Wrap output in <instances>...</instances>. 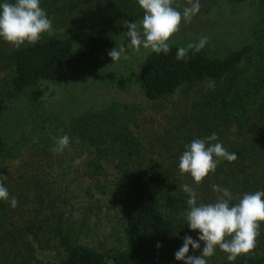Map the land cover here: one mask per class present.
I'll use <instances>...</instances> for the list:
<instances>
[{
    "label": "trees",
    "instance_id": "1",
    "mask_svg": "<svg viewBox=\"0 0 264 264\" xmlns=\"http://www.w3.org/2000/svg\"><path fill=\"white\" fill-rule=\"evenodd\" d=\"M91 5L94 14L104 19L108 35L87 24ZM40 6L52 22L69 31L44 33L36 44L26 42L18 49L0 38V72L8 74V87L0 88V158L7 150L1 122L9 100L40 82L71 77L94 53L107 47L112 37L127 29L125 21L135 23L144 15L138 0H40ZM67 10L77 12L74 16ZM257 44L255 50L244 46L223 57L211 56L204 49L195 55L190 51L186 60L176 59L183 45L170 44L167 54L150 51L141 63L139 84L151 102L169 98L182 87L193 89L210 82L213 88L194 103L193 127L180 140L173 137L166 149L171 155L167 160L144 162L136 149L128 147V152L135 151L133 156L119 157L114 163L117 174L111 195L122 218L124 250L99 251L76 243L69 225L50 221L52 208L45 213L41 208L32 210L24 217L19 200L15 208L0 200V264H183L175 259V252L186 235L180 222L174 227L163 213L164 209L169 216L183 218L188 197L182 185H193L198 204L216 201L213 185L230 189L236 198L264 191V26L258 31ZM213 133L218 136L216 142L234 152L237 159L221 160L215 172L197 186L190 174L181 175L179 159L192 140ZM237 202L234 198L230 205ZM47 247L59 252L55 262L38 258L37 251ZM199 254L189 247L188 255ZM211 259L214 261L207 264H264V225L260 224L252 252L228 261L227 254L219 250Z\"/></svg>",
    "mask_w": 264,
    "mask_h": 264
},
{
    "label": "rangeland",
    "instance_id": "2",
    "mask_svg": "<svg viewBox=\"0 0 264 264\" xmlns=\"http://www.w3.org/2000/svg\"><path fill=\"white\" fill-rule=\"evenodd\" d=\"M200 3V11L190 23L181 21L170 44L186 46L207 36L203 49L215 57L244 46L253 50L259 47L263 0ZM185 6L187 0H174L177 10L182 12ZM87 13V24L94 25L93 31L108 35L104 19L94 14V8L87 9ZM52 27L51 33L69 31L56 22ZM128 39L126 29L71 77L40 82L9 100L1 122L7 150L0 158V174L7 177L2 182L9 201L12 197L20 201L24 217L32 210L41 208L45 213L52 208L51 213L48 211L50 221L69 225L76 243L99 251L126 248L122 218L111 195L112 179L117 174L114 163L119 157L133 156L135 151L128 152V147L136 149L144 162L152 158L167 160L171 155L166 149L173 137L180 140L193 127L194 103L213 88L210 82L201 83L193 89L182 87L160 101L147 100L139 84V68L151 50L142 46L139 51L126 49L114 63L108 55L113 48L126 46ZM7 81V71H1L2 90L8 87ZM64 135L70 137V145L62 154H56L52 151L55 141ZM163 213L174 227L180 222L185 235L197 239L199 231L189 228L185 214L181 218L169 216L164 209ZM200 245L197 254L204 243ZM58 253L49 247L37 251L38 258L51 263L58 259ZM213 261L210 257L207 262Z\"/></svg>",
    "mask_w": 264,
    "mask_h": 264
},
{
    "label": "clouds",
    "instance_id": "3",
    "mask_svg": "<svg viewBox=\"0 0 264 264\" xmlns=\"http://www.w3.org/2000/svg\"><path fill=\"white\" fill-rule=\"evenodd\" d=\"M174 0H138L144 11L143 19L138 23L125 21L128 42L118 50L113 48L108 52L113 63L121 59L126 49L139 51L141 46L157 54H167L170 51V38L180 30L181 21L190 23L200 11V0H187L188 6L183 11L173 7ZM53 31L52 20L40 6V0H4L0 3V38L17 49L26 42L34 45L42 34ZM208 43V37L202 36L198 41L179 47L177 60H186L191 51L199 53ZM126 59L127 56L124 55ZM218 136L212 135L192 140L185 146V151L179 159L181 175L190 174L195 185H199L209 173L215 172L221 160L233 162L237 159L234 152L216 142ZM70 145L68 135L56 139L52 149L56 154H62ZM214 157L216 159H214ZM7 177L0 174V200L9 201L8 189L3 180ZM218 194L214 203H197V193L190 184L181 186L187 195L185 218L192 231H199L197 239L186 235L182 247L175 252V259L183 264H207V259L214 255L217 247L227 254L228 261H235L241 255H247L256 247L260 224L264 222V191L245 193L236 198L228 188L212 186ZM238 199L230 205L233 199ZM10 206L17 207L16 197L10 199ZM199 255H188L189 247L200 249ZM157 247H160L158 244Z\"/></svg>",
    "mask_w": 264,
    "mask_h": 264
}]
</instances>
